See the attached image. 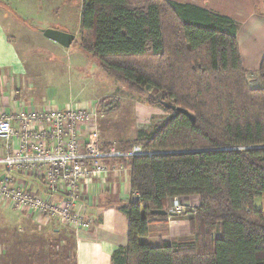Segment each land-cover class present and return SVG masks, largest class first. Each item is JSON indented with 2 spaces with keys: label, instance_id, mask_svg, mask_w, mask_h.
<instances>
[{
  "label": "trees",
  "instance_id": "1",
  "mask_svg": "<svg viewBox=\"0 0 264 264\" xmlns=\"http://www.w3.org/2000/svg\"><path fill=\"white\" fill-rule=\"evenodd\" d=\"M79 29L80 48L107 75L194 117L163 106L165 118L114 144L151 154L116 159L131 194L120 208L127 242L112 264H264V211L254 207L264 199V57L255 74L244 68L238 23L174 0H82ZM192 195L189 239L145 240L163 216L152 210Z\"/></svg>",
  "mask_w": 264,
  "mask_h": 264
},
{
  "label": "crops",
  "instance_id": "2",
  "mask_svg": "<svg viewBox=\"0 0 264 264\" xmlns=\"http://www.w3.org/2000/svg\"><path fill=\"white\" fill-rule=\"evenodd\" d=\"M174 1L198 5L214 13L229 16L236 21L238 23L237 41L243 66L249 72L257 71L264 57V0ZM52 12L53 8L43 0H0V111L13 112L20 106L49 104L43 100L33 104L25 99L23 87L24 81L27 82V80L23 75L27 73L24 66L27 64V59L18 53V49L32 48L34 44L32 42L28 44L29 40L43 41L45 37L42 30L37 32L25 26V19H36L47 16L48 13L51 15ZM76 24L79 26V15ZM47 28L55 29L53 25ZM70 32L71 30L68 33ZM47 40L51 47L62 46L49 38ZM16 42L21 44H14ZM24 43L26 45H23ZM85 55L90 57L87 53ZM98 66L100 67L99 64ZM15 92L19 93L16 98ZM21 92L23 94H20ZM96 99L97 97L95 98L97 105L99 101ZM150 108L149 106L148 109ZM100 119L98 125L101 123ZM137 123L141 125L137 128L138 130L147 129L153 124L150 117L143 114L137 119ZM102 135L101 132V146L105 148L104 143L111 140L103 138ZM111 143L115 144V142ZM1 148L0 141V150ZM4 174L5 167L0 164V178ZM12 176L25 188L47 195L48 192L42 180L26 176L18 171H14ZM129 176V168L124 166L117 172L111 171L105 182L94 180L87 186L84 196L77 205L82 215L91 217L93 220V225L87 229L76 230L59 220L40 215L34 216L23 208L12 209L7 203L0 202L2 219L0 221V264H58L53 263L52 258L45 255L43 257L44 248L46 252L54 254L61 250L66 260L64 264H112L113 252L125 246L127 242L128 221L120 208L130 198ZM58 196L61 197L60 192ZM180 199L189 204L187 213L172 218H168L170 215L166 214L150 224L145 240L151 245H157L161 240L190 238L187 217L198 206L199 197L192 195L183 196ZM44 243L49 247H45ZM37 247L40 248L38 262L36 258L34 259Z\"/></svg>",
  "mask_w": 264,
  "mask_h": 264
},
{
  "label": "built area",
  "instance_id": "3",
  "mask_svg": "<svg viewBox=\"0 0 264 264\" xmlns=\"http://www.w3.org/2000/svg\"><path fill=\"white\" fill-rule=\"evenodd\" d=\"M101 117L96 101L63 108L48 104L0 111V162L5 167L0 178V202L34 216L59 220L76 230L92 226L91 217L77 208L87 186L94 180L103 183L111 171L123 168L122 163L111 162L113 159L151 154L138 145L128 152L114 144L102 148L98 125ZM14 171L42 180L47 195L17 183ZM132 198L137 199V195ZM172 204L176 205V200ZM187 208L188 204L180 206L176 213Z\"/></svg>",
  "mask_w": 264,
  "mask_h": 264
},
{
  "label": "rangeland",
  "instance_id": "4",
  "mask_svg": "<svg viewBox=\"0 0 264 264\" xmlns=\"http://www.w3.org/2000/svg\"><path fill=\"white\" fill-rule=\"evenodd\" d=\"M43 2L53 8L51 15L48 13L47 16H43L48 20L43 17L26 18L24 25L36 31H43L49 25H53L55 29L64 32L71 30L70 33L74 34V40L68 47H51L47 42V38L44 37L43 41L38 39L29 40L28 44L31 42L34 44L32 48L18 49V53L24 55V59H27V64L24 65L27 73L23 75L24 78L26 77L27 82L24 81L23 93L28 102L35 104L41 102L39 100H43V102L47 101L49 104L52 103L53 106L57 105L63 108L66 106L65 104L71 106L88 102L94 104L97 97L96 100L99 101V104L97 103L96 108L102 114L101 123H99V125L101 124V127H99L100 133H103V138L111 140L115 144L119 140H130L135 137L137 128L141 126L137 123V119L142 114L149 116L152 123H156L157 120L168 115L162 105L150 104L147 94L135 92L124 83L115 81L105 74L98 66L97 61L86 56L82 51L79 46L80 29L78 30L79 26L76 24L82 0H43ZM256 6L259 7L258 4ZM14 44L21 43L16 42ZM251 82L255 86L260 85L254 83L253 79ZM14 96L15 98L18 97L19 93L15 92ZM166 102L169 103V101ZM116 105L117 108H114ZM149 106L150 109H148ZM115 161L116 159H113L111 162ZM0 164L3 163L0 162ZM181 197L169 199L170 205L166 209L167 215H170L168 218L180 216L179 213H176L177 209L180 206L183 207V205L187 206V201L181 200ZM133 200H136V198ZM173 200H176V205L172 204ZM169 207L172 211L169 210ZM254 207L264 211V199L256 197ZM181 213L184 214V212ZM0 221H2L1 215ZM170 240L175 241V239ZM44 245L49 247L46 243ZM36 250L34 259L36 258L38 262L40 248L37 247ZM46 251L44 248L43 257L45 255L52 258L53 263L64 264L66 262L61 250L56 254Z\"/></svg>",
  "mask_w": 264,
  "mask_h": 264
},
{
  "label": "water",
  "instance_id": "5",
  "mask_svg": "<svg viewBox=\"0 0 264 264\" xmlns=\"http://www.w3.org/2000/svg\"><path fill=\"white\" fill-rule=\"evenodd\" d=\"M42 33L45 37L57 42L58 44H60L64 47L70 46L74 40V34L64 32V31H60V30L53 29V28H47V29L43 30ZM162 104L166 108L174 109V110H177V111H180L182 113L187 114L189 116V118L191 119V121H194L193 115L191 113H189L188 111H186L180 107H177L174 104H170L167 102H163ZM151 214L166 215L167 211L166 210H152Z\"/></svg>",
  "mask_w": 264,
  "mask_h": 264
}]
</instances>
